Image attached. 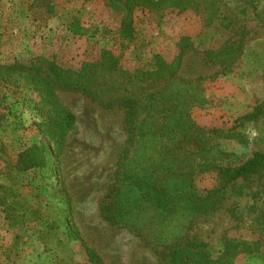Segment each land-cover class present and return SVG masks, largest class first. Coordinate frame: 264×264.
I'll list each match as a JSON object with an SVG mask.
<instances>
[{
    "label": "rangeland",
    "instance_id": "obj_1",
    "mask_svg": "<svg viewBox=\"0 0 264 264\" xmlns=\"http://www.w3.org/2000/svg\"><path fill=\"white\" fill-rule=\"evenodd\" d=\"M147 1L133 11L136 37L129 41L117 33L123 11L103 0H0V192L15 201L18 212L7 217L0 208V245L21 235L18 263L93 264L89 254H94L98 264H160L175 241H203L217 256L224 241L236 238L262 244L256 252L236 254L232 264H264V222L258 219L264 212L262 175L233 182L226 198L177 240L154 243L112 226L99 204L123 156L131 108L102 105L41 69L18 65L42 56L77 66L97 59L101 48H112L132 68L154 53L172 60L180 38L189 36L176 77L199 79L206 102L193 106L188 120L212 129L219 166L264 152V112L255 121L235 122L264 99V0H214L184 11L168 0ZM239 37L243 52L231 65L206 60L207 48ZM66 112L75 122L56 143L34 124ZM43 140L51 167L18 172L16 154ZM196 184L208 188L214 179L206 174Z\"/></svg>",
    "mask_w": 264,
    "mask_h": 264
},
{
    "label": "trees",
    "instance_id": "obj_2",
    "mask_svg": "<svg viewBox=\"0 0 264 264\" xmlns=\"http://www.w3.org/2000/svg\"><path fill=\"white\" fill-rule=\"evenodd\" d=\"M103 1L112 9L123 11L117 28L119 38L134 40L133 11L148 1ZM213 4L214 0L167 1L168 6L178 11ZM209 20L207 18L206 22ZM188 40L189 36L180 38L179 53L172 60L154 53L132 68H127L112 48H101L97 59L81 61L77 66L63 65L55 58L42 56L18 62L21 67L43 70L54 82L102 105L131 108L134 119L127 130L125 150L99 211L110 225L154 243L168 237L180 238L192 221L226 198L233 182L254 175L264 177V152L253 151L235 166H219L218 152L210 137L212 129L196 126L188 120L190 109L206 102L199 79L176 77ZM243 46L242 37L229 39L216 48H207L205 57L208 62L228 66L240 57ZM263 112L264 99L235 122L241 125L255 121ZM74 122V115L66 112L34 124L48 141L56 143ZM51 158L45 140L33 142L16 154L14 167L18 172L51 167ZM206 174L212 176L214 184L208 188L198 187L196 181ZM0 208L7 217L18 215L15 201L9 200L3 192H0ZM258 219L264 222V212ZM43 236L40 238L47 240ZM21 239V235H12L0 245V264H21L17 262ZM261 244L254 240L228 239L214 256L203 241H175L160 264H232L236 254L256 252ZM89 258L91 263L98 264L99 259L94 254H89Z\"/></svg>",
    "mask_w": 264,
    "mask_h": 264
}]
</instances>
